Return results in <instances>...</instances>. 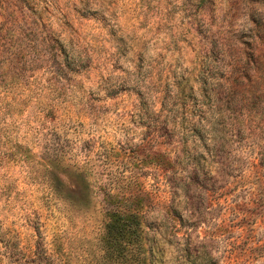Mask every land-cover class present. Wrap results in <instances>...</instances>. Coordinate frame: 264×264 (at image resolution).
Masks as SVG:
<instances>
[{
  "label": "rangeland",
  "instance_id": "rangeland-1",
  "mask_svg": "<svg viewBox=\"0 0 264 264\" xmlns=\"http://www.w3.org/2000/svg\"><path fill=\"white\" fill-rule=\"evenodd\" d=\"M125 199L153 264H264V0H0V264Z\"/></svg>",
  "mask_w": 264,
  "mask_h": 264
},
{
  "label": "trees",
  "instance_id": "trees-1",
  "mask_svg": "<svg viewBox=\"0 0 264 264\" xmlns=\"http://www.w3.org/2000/svg\"><path fill=\"white\" fill-rule=\"evenodd\" d=\"M127 202L131 201L125 199L121 207L107 211L108 221L91 250L89 264H153L154 249L147 243L144 216Z\"/></svg>",
  "mask_w": 264,
  "mask_h": 264
}]
</instances>
